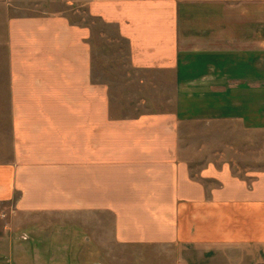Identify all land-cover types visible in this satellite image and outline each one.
<instances>
[{
  "label": "crops",
  "instance_id": "crops-1",
  "mask_svg": "<svg viewBox=\"0 0 264 264\" xmlns=\"http://www.w3.org/2000/svg\"><path fill=\"white\" fill-rule=\"evenodd\" d=\"M88 4L92 14L118 23L136 65L176 71L184 86L178 116L113 119L109 96L93 78L89 28L62 14L10 17L12 136L8 160L0 162V208L12 203L26 213H117L125 205H113L111 197L144 195L154 200L152 208L141 209L151 211L153 227L166 228L171 220L167 235L147 238L140 223L119 220L117 226L125 228L117 235L120 242L176 246L174 264L264 260V185L248 187L239 180L205 190L190 181L176 154L178 117L231 116L264 129V0ZM211 15L219 17L218 24L203 28ZM212 83L222 89L205 92ZM225 174L231 176L213 164L201 172L206 179L226 180ZM96 196L107 198L97 202ZM14 242L0 237V264H16Z\"/></svg>",
  "mask_w": 264,
  "mask_h": 264
},
{
  "label": "rangeland",
  "instance_id": "rangeland-1",
  "mask_svg": "<svg viewBox=\"0 0 264 264\" xmlns=\"http://www.w3.org/2000/svg\"><path fill=\"white\" fill-rule=\"evenodd\" d=\"M88 1L0 0V162L7 161L11 151L6 31L10 17L62 14L69 22L89 28L93 78L97 87L105 89L109 96L113 119L147 117V121H153L154 116H178L179 98L184 86L178 84L176 71L136 65L131 42L121 34L118 23L106 21L98 11L96 15L92 14ZM226 2L230 4L231 0H225V5ZM213 16L208 20L206 17L203 28L218 24V20L217 23L215 21L219 17ZM230 18V12L225 11V28H230ZM195 26L200 28L197 24ZM179 27L185 31L187 25L181 20ZM206 86L205 92L213 93L221 90L223 85L212 83ZM177 129V159L188 167L190 181L195 185L208 190L225 184L232 186L241 180L248 187H263L264 129L249 127L239 118L231 116L178 117ZM209 164L225 173L228 169L231 176L225 174L226 180L204 178L201 172ZM170 187L172 190V185ZM164 195L169 197L170 192ZM104 198L107 197L96 196V201L102 202ZM111 201L117 207L125 205L124 211L115 213L96 209L79 213H26L15 210L12 203L1 205L0 237L15 239L16 264H174L179 252L176 246L125 244L117 239V235L125 230L117 226L119 220L128 225L140 223L144 231L142 236L147 238L167 235L170 219L166 228L153 227L151 211L141 210L152 208L154 200L139 195L123 199L114 196ZM164 214L163 218L168 219L167 213ZM131 230L134 231L133 228ZM7 246L5 241V249ZM48 251L55 255L49 257ZM258 264H264V260L258 261Z\"/></svg>",
  "mask_w": 264,
  "mask_h": 264
}]
</instances>
